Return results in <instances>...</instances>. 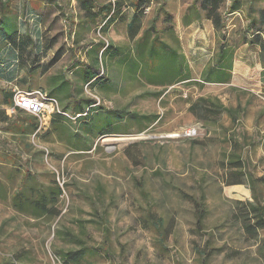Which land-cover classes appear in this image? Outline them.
<instances>
[{
	"label": "rangeland",
	"instance_id": "374dc122",
	"mask_svg": "<svg viewBox=\"0 0 264 264\" xmlns=\"http://www.w3.org/2000/svg\"><path fill=\"white\" fill-rule=\"evenodd\" d=\"M83 1L0 0V12H12L0 14V120L16 87L44 90L73 116L77 104L100 102L93 133L86 118L42 124L18 111L0 122V264H65L70 252L76 264H264V229L243 226L249 202L264 206V182L236 185L226 165L238 142L247 176L264 178V78L249 43L264 29V0H217L218 28L209 0H153L135 20L127 2L105 41V19L89 23ZM85 1L98 12L113 0ZM139 31L136 41L157 34L180 53L191 79L150 85L145 64L133 73L131 61L105 63L104 88L79 78L89 45L109 42L134 58ZM223 44L234 52L232 80L207 83ZM200 99L235 111L237 124L227 113H193ZM106 122L99 133L113 134L96 135ZM42 198L48 213L35 206Z\"/></svg>",
	"mask_w": 264,
	"mask_h": 264
},
{
	"label": "trees",
	"instance_id": "16d2710c",
	"mask_svg": "<svg viewBox=\"0 0 264 264\" xmlns=\"http://www.w3.org/2000/svg\"><path fill=\"white\" fill-rule=\"evenodd\" d=\"M127 2H130L131 8L135 11L134 12V20L138 17L139 14L144 13L147 8L151 6L153 3V0H113L108 5H104L102 8L98 10V12L94 11V6L91 2L83 1L80 3L81 9L86 14L87 21L89 23H96L98 18L103 17L105 19L103 26H101L98 31L100 30L103 34L104 32H108L110 28L116 24L119 18L122 17V9L126 7ZM234 6L236 8V4L238 5V1H234ZM219 1L217 0H209V2L206 4V7L209 8L211 12V20L216 26V28L220 27V20L218 17V9H219ZM233 6V8H234ZM136 10L138 11L136 13ZM4 14H12L11 8L7 7V9L3 12H0L2 15ZM259 17L261 22L264 25V10L259 12ZM2 18V16H1ZM133 20V21H134ZM134 22H130L128 24V29L133 30ZM0 29H2V25H0ZM4 30V29H3ZM155 32H157L154 29ZM139 32H137L134 36H132L133 40H135L139 36ZM9 33H5V35H8ZM15 34H10V39L13 40V43H16V39L14 38ZM143 39H138L136 41L137 45V51L138 56H134V58H131V55L127 52H125L123 49L118 48L112 44H107L105 42H101L98 44H91L89 45L90 48L85 51V56L87 58L86 64L82 67V70L78 72L79 78L82 79L85 83L88 84V86L92 88H104L105 85L108 84V82H105V63H109L112 61H119L120 63L124 62L126 65L128 62L131 61V70L134 72H137L138 65L145 64L147 72L143 74L144 78L150 85H158L161 87H167L172 86L175 83H182L185 81L190 80V72L186 69L188 68L186 63L183 62V56L172 49L171 47H168L165 42H163L157 34L153 36L152 40L147 39L146 37L149 36V34H144ZM251 46H255L258 48V51L260 53V64L262 66V77L264 78V29L259 30L253 35V40L249 42ZM131 58V59H130ZM233 62H234V52H231V50L228 48L227 44H223L215 59H213L209 65L208 70L204 72L203 78L205 79V82H216V83H224L228 84L231 82L233 77ZM187 70V71H186ZM69 84L68 80H64L62 82V87L64 90H66V86ZM34 90L26 91L31 92ZM44 91V90H42ZM45 92V91H44ZM50 95V94H49ZM51 96V95H50ZM68 98V97H67ZM66 98V99H67ZM14 103V92L6 93L5 94V102L2 104L3 106H6L7 108L12 107ZM89 107L87 110L82 106V104H77L76 107H79L80 112L77 113L75 116H78V120L82 119H88V125H85L84 127L89 129L93 133V126L94 120L91 119V115L93 113V110L100 106V102L97 103L96 101H89ZM209 106V108H207ZM190 110L193 113H197L198 111H204L205 113H208L210 115H214L215 117H219L223 113H227L230 115L231 120L233 124H237L238 122V114L235 111H232L231 109H227L225 107L219 106L217 104H210L207 100L200 99L199 101L195 102ZM7 110L3 109L2 111V120L0 122L6 123L8 118ZM25 112L23 110H17L16 112ZM64 118L61 115H54L51 118V123H57L59 120L58 118ZM201 118V116H200ZM111 125V122H106L105 125L103 124H97L96 129V135L98 136H106L113 133H102L100 134V129H103L104 127ZM31 132H36L39 129V126L36 124L32 126ZM7 131H10L12 129L6 128ZM26 132V130L24 131ZM240 149V144L238 146V142H235L231 146V152L229 153L227 157L226 165L231 170L235 171L240 177L241 180L237 181L236 185L245 184L244 178L247 177L249 181H251L252 185L254 183H260L264 182V178H258L254 179L251 176H247V170H246V162L241 156V154H237ZM62 195V190H59L57 196L59 197ZM19 206L24 205L26 203L25 199L17 198ZM45 201V198H42V201L38 200L35 202V206L38 210H42L45 213H48L47 211V205L43 203ZM199 211L198 215V222L201 223L202 215L200 212V209H197ZM245 217L243 219V226L244 228L252 234H258L260 230L264 229V206L258 205L255 203H248V208L245 214H243ZM64 260L65 264H71V263H77L80 260L79 255H75V253H66L64 257L62 258Z\"/></svg>",
	"mask_w": 264,
	"mask_h": 264
},
{
	"label": "built area",
	"instance_id": "2783aa9c",
	"mask_svg": "<svg viewBox=\"0 0 264 264\" xmlns=\"http://www.w3.org/2000/svg\"><path fill=\"white\" fill-rule=\"evenodd\" d=\"M149 10L150 7L146 9V12ZM98 37L105 41L100 30L98 31ZM106 43L108 44L109 42ZM13 92V106L6 109L10 114H15L18 109L23 110L30 115L37 117L42 124L51 121V118L54 115H61L71 120H76L78 117L62 110L59 101L55 97L50 96L47 92H44L42 90L26 92L16 87ZM189 135L191 136L192 133H190ZM58 178L60 179V176ZM64 183L65 181L63 180V182L61 183V187L64 185Z\"/></svg>",
	"mask_w": 264,
	"mask_h": 264
},
{
	"label": "crops",
	"instance_id": "0c3cea01",
	"mask_svg": "<svg viewBox=\"0 0 264 264\" xmlns=\"http://www.w3.org/2000/svg\"><path fill=\"white\" fill-rule=\"evenodd\" d=\"M231 52H233V51H231ZM213 59H215V58H213ZM262 70H263V69H262ZM232 73H233V75H234V66H233V72H232ZM2 109H5V110H6L7 107H6V106H2ZM7 113H8V112H7Z\"/></svg>",
	"mask_w": 264,
	"mask_h": 264
}]
</instances>
